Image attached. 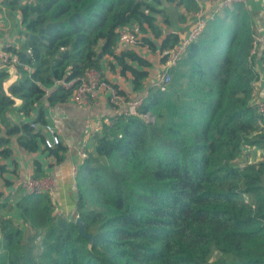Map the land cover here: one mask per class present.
<instances>
[{
	"label": "trees",
	"instance_id": "trees-1",
	"mask_svg": "<svg viewBox=\"0 0 264 264\" xmlns=\"http://www.w3.org/2000/svg\"><path fill=\"white\" fill-rule=\"evenodd\" d=\"M160 4L5 0L20 13L23 30L7 50L19 60L9 94V73L0 70V159L12 156V138L36 152L45 137L31 122L12 123V98L22 100L20 114L43 126L38 106L66 102L71 92L57 83L101 71L99 55L111 57L122 76L131 74L134 91H143L152 65L135 51L117 53L118 31L136 23L161 41L144 37L151 51L175 47L178 35L164 36L158 25ZM222 13L171 70V83L148 90L138 116L114 117L95 135L77 174L75 217L55 214L49 194L20 190L21 222L0 217V264H264V160L237 163L253 148L264 152L253 100L255 29L241 4ZM147 115L155 121L141 117ZM35 168V179L47 178L40 164ZM214 252L223 258L211 262Z\"/></svg>",
	"mask_w": 264,
	"mask_h": 264
},
{
	"label": "crops",
	"instance_id": "crops-1",
	"mask_svg": "<svg viewBox=\"0 0 264 264\" xmlns=\"http://www.w3.org/2000/svg\"><path fill=\"white\" fill-rule=\"evenodd\" d=\"M4 1L0 0V45L7 44L9 49L18 44L23 26L20 13L9 9L4 5ZM160 1L161 4L157 7L163 10L165 14L156 17L164 36L175 33L181 39L186 35L193 22L195 11H191L189 7L197 6L199 9V4L206 3L207 0H185L180 3L175 1L174 3L170 0ZM243 6L250 13L257 33H264V1L250 0L247 2V6ZM172 7H174L173 12H171ZM172 15H174L173 18ZM160 18H162V21H159ZM130 26L143 38H149L157 46H160L161 41L155 40L150 33L144 34L136 23H132ZM119 47L117 53L126 50L135 51L152 65L149 69L150 77L145 81L143 91L136 92L134 91L131 74L122 76L119 67L111 57L99 55L102 58L101 71L105 79L117 86L125 95L137 98L152 87L153 82L163 69V60L159 51L153 52L145 47L129 48L126 45H119ZM109 63L114 66L113 70ZM0 70L6 69L0 64ZM8 73L9 78L4 83V90L9 94L8 88L13 79H16V81L19 79V73L18 71ZM12 99L15 101L14 111L11 113L12 123L34 122L35 116L27 119L18 112L22 100ZM41 107H44L46 122L55 123L60 128L63 140L62 146L66 150L61 151L60 158L59 155L50 154L49 151L44 149L41 141L36 152H28L19 146L16 137L12 138V156L6 160L0 159V194L2 195L0 196V217L12 218L17 222H21L20 211L17 208L19 197L23 194V191L20 192V190L23 189V183L35 175V165L37 163L40 164L44 177L49 178L53 183L49 195L55 206V214L66 218L76 216L78 203L77 174L84 163L79 152L84 150L89 153L93 150L95 135L101 134L103 125L112 117L111 108L105 98H102L98 106L90 110H85L76 105L71 97L66 102H60L53 106H49L44 101L41 106H38L39 109ZM37 130L44 134L42 125H38ZM75 168L77 169L76 173Z\"/></svg>",
	"mask_w": 264,
	"mask_h": 264
},
{
	"label": "built area",
	"instance_id": "built-area-1",
	"mask_svg": "<svg viewBox=\"0 0 264 264\" xmlns=\"http://www.w3.org/2000/svg\"><path fill=\"white\" fill-rule=\"evenodd\" d=\"M207 1L206 3L199 4V9L193 14L192 25L186 35L179 39L178 44L162 52L158 50L163 60V69L153 82L152 87L165 89L171 83V70L182 62L190 46L197 41L210 21L225 9L231 8L234 5L241 4L247 6V2L250 0ZM130 25L119 29L115 51L118 52L120 48L119 45H126L129 48L145 47L150 50V47L144 44L143 37H140L139 33L133 30ZM7 50V44L4 46L0 45V64L8 72L17 71V66L19 64L18 57ZM251 60L254 69L259 73V80L254 84L253 100L258 106V113L261 118L259 124L261 132L264 135V33H257L256 29L253 34ZM59 86L70 91V97L73 102L85 110L95 108L98 106L101 99L105 98L112 111V117L107 120L106 124H110L111 120L117 116H138L139 110L149 94L148 91H145L139 97L131 98L123 94L117 86L109 83L105 79L102 71L97 69H90L84 75L72 80L60 81L57 83L56 87ZM141 117L144 119L151 116L147 115ZM31 123L32 128L37 129L38 125L33 122ZM42 128L45 135L43 141L44 149L50 151L62 146V133L55 123H46ZM79 153L83 160L88 158V153L84 150H80ZM74 171L76 173L77 169L75 168ZM22 187L26 195L40 196L49 194L53 188V183L49 178L37 180L31 177L23 183ZM246 201L248 202L247 197Z\"/></svg>",
	"mask_w": 264,
	"mask_h": 264
},
{
	"label": "rangeland",
	"instance_id": "rangeland-1",
	"mask_svg": "<svg viewBox=\"0 0 264 264\" xmlns=\"http://www.w3.org/2000/svg\"><path fill=\"white\" fill-rule=\"evenodd\" d=\"M170 1H175V2H179L178 0H170ZM174 2V3H175ZM173 8L171 9V12H173ZM223 13H220L218 14L217 16H222ZM174 17V15H172V18ZM159 21H162V18L159 19ZM140 37H143L141 36V34H139ZM16 82V79H13L12 83ZM147 122H154L155 120L152 118V117H149V118H144ZM254 150V148H253ZM249 151L247 155H244L242 158H240L237 163L238 164H241V165H245L246 162H250V163H253V162H260V161H263L264 160V152L262 151V149H258V151ZM250 200L248 199V202ZM223 257L222 255L219 253V252H214L211 256V262H216L218 260H221Z\"/></svg>",
	"mask_w": 264,
	"mask_h": 264
},
{
	"label": "water",
	"instance_id": "water-1",
	"mask_svg": "<svg viewBox=\"0 0 264 264\" xmlns=\"http://www.w3.org/2000/svg\"><path fill=\"white\" fill-rule=\"evenodd\" d=\"M76 224L80 227V230L82 231L83 233V227H84V224H83V221L81 218L77 217L76 219ZM90 240H91V245H92V242H93V237L92 236H89Z\"/></svg>",
	"mask_w": 264,
	"mask_h": 264
}]
</instances>
